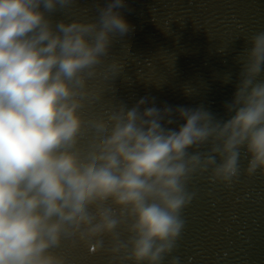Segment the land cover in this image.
Returning <instances> with one entry per match:
<instances>
[{"label":"clouds","instance_id":"obj_1","mask_svg":"<svg viewBox=\"0 0 264 264\" xmlns=\"http://www.w3.org/2000/svg\"><path fill=\"white\" fill-rule=\"evenodd\" d=\"M78 4L0 0V264H70L78 248L107 264H180L194 179L231 189L264 175V31L239 54L227 119L148 96L96 111L124 69L105 62L133 27L126 0L56 18Z\"/></svg>","mask_w":264,"mask_h":264},{"label":"water","instance_id":"obj_2","mask_svg":"<svg viewBox=\"0 0 264 264\" xmlns=\"http://www.w3.org/2000/svg\"><path fill=\"white\" fill-rule=\"evenodd\" d=\"M126 4L121 12L133 30L117 37L105 62L106 66L112 59L120 61L123 73L112 82L114 91L106 93L94 110L111 107L108 99L130 108L148 96L156 98L158 108L203 105L217 118L227 119L224 104L235 92L239 54L247 47L248 36L264 31V0H126ZM62 14L93 19L95 0H79L75 9L57 13L56 18ZM228 74L231 79L225 82ZM109 82L102 76L94 81L102 90ZM186 88L193 92L186 94ZM240 165L245 168L247 160L242 158ZM189 188H195L197 196L182 213L185 229L173 253L180 264H264V175H241V183L231 189L201 177ZM68 255L70 264H107L104 254L91 255L84 248Z\"/></svg>","mask_w":264,"mask_h":264}]
</instances>
